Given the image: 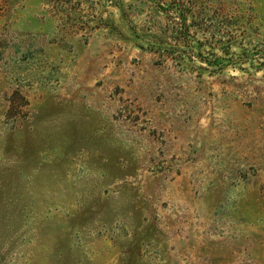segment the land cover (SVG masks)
<instances>
[{"label": "rangeland", "instance_id": "374dc122", "mask_svg": "<svg viewBox=\"0 0 264 264\" xmlns=\"http://www.w3.org/2000/svg\"><path fill=\"white\" fill-rule=\"evenodd\" d=\"M0 264H264V0H0Z\"/></svg>", "mask_w": 264, "mask_h": 264}]
</instances>
